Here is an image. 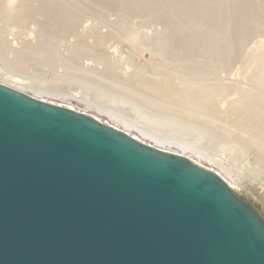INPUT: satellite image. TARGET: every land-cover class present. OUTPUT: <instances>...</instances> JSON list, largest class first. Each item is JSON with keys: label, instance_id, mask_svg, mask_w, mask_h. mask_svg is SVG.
<instances>
[{"label": "water", "instance_id": "95a60500", "mask_svg": "<svg viewBox=\"0 0 264 264\" xmlns=\"http://www.w3.org/2000/svg\"><path fill=\"white\" fill-rule=\"evenodd\" d=\"M0 264H264L217 171L0 82Z\"/></svg>", "mask_w": 264, "mask_h": 264}, {"label": "bare ground", "instance_id": "6f19581e", "mask_svg": "<svg viewBox=\"0 0 264 264\" xmlns=\"http://www.w3.org/2000/svg\"><path fill=\"white\" fill-rule=\"evenodd\" d=\"M103 1L114 8L120 18L133 13H145L152 18L151 20L161 21L166 34L162 41L163 45L171 52L182 48L185 56L180 58L179 68L185 70V74L190 78V82L176 83L169 77L150 81L131 74L126 80L139 77L138 79L146 88L161 98H167L180 106H190L191 109L199 108L218 119L220 116H218L217 93L233 91L223 85L221 81L216 84L210 83L208 76L218 77L222 69L228 72L232 71L247 42L251 38L259 36L258 32L264 33V1L116 0V3L113 4H110L109 0ZM37 13L42 17V22H40L46 28H50L60 35L75 32L80 46L82 45V47L77 46L78 48L72 50L75 57L91 51L99 58L107 59L103 50L107 33H103L97 28L89 30L90 32L87 33L95 39L89 47L87 33L76 32L85 16V9L79 6L78 0H15L13 4L8 0H0V16L4 15L10 22L25 25ZM120 25L121 28L123 24L120 23ZM51 53L43 47V44L31 43L27 39L22 42L21 46H13L0 27V77L5 81L4 84L7 85L10 82L13 84L12 87L42 99L54 96V99L66 103H72L75 100L84 105V108L71 106L73 109L92 114L103 122L123 129L146 143L186 155L201 165L217 171L233 188L239 187L243 179L255 175V169L252 165L246 167L243 165L244 163H238L236 158H231L232 150L241 148H244L245 151L252 150L258 154L261 160H264V61L256 69L247 68L243 71L242 74L247 78L250 87L241 90L240 99L230 102L226 107V114L232 119L233 126L224 128L223 133L230 135L232 139L228 138V143L217 146L218 150L216 148L217 151L213 153V158H210L190 148L192 147L190 145L165 141L142 129L129 128L128 124L124 122L125 126H122L118 119L107 114L104 108L91 106L76 94L55 95V93L47 94L36 90L32 80L33 75L31 76L25 69L31 61L36 62L42 56L47 57ZM106 71L109 74L114 73L110 64ZM50 102L63 104L51 100ZM208 114L206 115L208 116ZM101 115L106 116L108 120H103ZM237 128H243L245 130L242 131L248 132L246 141L238 135L239 131L235 130ZM244 142L248 144L247 147L243 145Z\"/></svg>", "mask_w": 264, "mask_h": 264}, {"label": "rangeland", "instance_id": "374dc122", "mask_svg": "<svg viewBox=\"0 0 264 264\" xmlns=\"http://www.w3.org/2000/svg\"><path fill=\"white\" fill-rule=\"evenodd\" d=\"M8 1L11 4L15 2V0ZM78 1L79 6L85 9V16L76 32L87 33L97 28L107 33L108 36L103 44L106 60L92 54L91 51L75 57L72 50L78 48L77 46L82 47L75 32L60 35L46 28L41 23L42 17L38 13L34 14L25 25L10 22L4 15L0 16V27L13 46H21L27 39L31 43L43 44V47L52 52L36 62L31 61L25 69L31 76L33 75L32 80L36 90L47 94L55 93V95L76 94L91 106L104 108L107 114L116 117L122 126L127 123L129 128L142 129L165 141L190 145L192 146L190 148L197 152L213 158V153L219 148L217 146L228 143V138L232 139L230 135L223 133L224 128L233 126L232 119L226 114L227 105L239 100L240 91L250 87L247 78L242 74L243 71L247 68L256 69L263 64L264 33L258 32L259 36L247 42L232 71L222 69L218 77L208 76L210 83L216 84L221 81L233 91L217 93L218 116H220L217 119L199 108L191 109L190 106H180L167 98H161L138 79L142 77L144 80L153 81L157 78L169 77L176 83L190 82L185 70L179 68L180 58L185 56L182 48L171 52L162 43L166 34L161 21L151 20L152 18L145 13H133L120 18L119 13L103 0ZM109 2L113 4L116 0ZM120 23L124 28H120ZM94 41V37L87 33L89 47ZM201 59L200 57V61ZM108 64L115 74L106 71ZM131 74L139 77L126 80ZM0 82L5 81L0 77ZM7 85L13 84L8 82ZM44 99L84 108V105L75 100L66 103L54 99V96ZM100 117L108 120L104 115ZM235 130L239 131L238 135L246 141L248 132L242 131L245 130L243 128ZM243 145L248 146L245 142ZM243 150L244 148L232 150L231 158H236L238 163H244L246 167L252 165L255 175L243 179L241 185L234 187V190L264 217V160H261L255 151Z\"/></svg>", "mask_w": 264, "mask_h": 264}]
</instances>
